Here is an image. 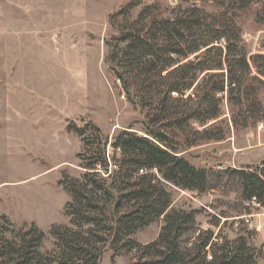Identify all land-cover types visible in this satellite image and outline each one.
I'll use <instances>...</instances> for the list:
<instances>
[{
    "label": "trees",
    "instance_id": "1",
    "mask_svg": "<svg viewBox=\"0 0 264 264\" xmlns=\"http://www.w3.org/2000/svg\"><path fill=\"white\" fill-rule=\"evenodd\" d=\"M159 1L133 0L109 18L116 35L106 41L105 62L127 101L145 112L141 129L120 130L110 142L92 122L70 124L67 131L82 144L83 173L59 182L69 198L68 225L51 227L53 250L42 253V231L1 215L0 264H100L106 249L135 254L132 264H258L260 252L247 238H220L200 228L196 210L173 207L174 190H221L264 208V161L207 170L181 154L224 141L232 128L264 123V54L247 52L236 23L253 0H172L173 7ZM207 5L222 12L209 14ZM160 219L156 240L133 238Z\"/></svg>",
    "mask_w": 264,
    "mask_h": 264
},
{
    "label": "rangeland",
    "instance_id": "2",
    "mask_svg": "<svg viewBox=\"0 0 264 264\" xmlns=\"http://www.w3.org/2000/svg\"><path fill=\"white\" fill-rule=\"evenodd\" d=\"M132 1L0 0V216L19 228L34 225L42 231V253L53 250L51 227L68 225L64 207L69 198L59 182L83 173L77 159L81 141L67 127L92 122L110 142L120 130L141 129L145 112L127 101L105 62L106 41L116 35L109 18ZM159 3L173 7L178 2ZM203 7L209 14L222 12ZM263 7L264 0H253L236 19L250 55L264 54ZM140 9L131 12V19ZM259 98L264 105V88ZM224 113L229 121L231 112L226 108ZM181 154L207 170L258 166L264 161V123L232 128L224 141L200 143ZM223 192L174 190L173 207L196 210L200 228L220 238L244 236L260 252L258 264H264V208L248 205L234 191ZM217 221V227L211 225ZM162 225L160 219L133 238L148 244ZM134 259L133 253L114 255L106 249L100 264H132Z\"/></svg>",
    "mask_w": 264,
    "mask_h": 264
}]
</instances>
